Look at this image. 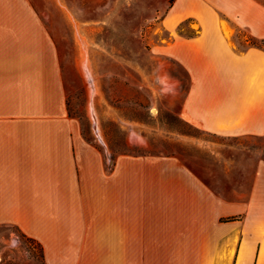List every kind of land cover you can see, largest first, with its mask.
Here are the masks:
<instances>
[{
    "label": "crops",
    "instance_id": "0c3cea01",
    "mask_svg": "<svg viewBox=\"0 0 264 264\" xmlns=\"http://www.w3.org/2000/svg\"><path fill=\"white\" fill-rule=\"evenodd\" d=\"M248 4L258 16L246 14ZM189 10L200 33L168 51L191 78L181 117L210 133L263 136L264 49H239L230 19L264 37V6L217 0ZM105 163L68 113L44 16L31 0H0V226L36 240L45 264H264L257 182L240 202L220 197L178 156L154 155L153 187L128 188Z\"/></svg>",
    "mask_w": 264,
    "mask_h": 264
},
{
    "label": "rangeland",
    "instance_id": "374dc122",
    "mask_svg": "<svg viewBox=\"0 0 264 264\" xmlns=\"http://www.w3.org/2000/svg\"><path fill=\"white\" fill-rule=\"evenodd\" d=\"M206 1L217 0L31 3L57 44L68 113L78 120L80 136L102 150L106 170L123 172L128 188L153 187L154 155L178 156L224 199L247 201L254 182L264 198V135L210 133L180 115L191 78L168 51L183 48L174 45L177 37L200 33V15H184ZM246 14L258 16V7ZM230 22L238 27L239 49L263 43L248 27ZM0 264H44L40 244L15 226H0Z\"/></svg>",
    "mask_w": 264,
    "mask_h": 264
},
{
    "label": "trees",
    "instance_id": "16d2710c",
    "mask_svg": "<svg viewBox=\"0 0 264 264\" xmlns=\"http://www.w3.org/2000/svg\"><path fill=\"white\" fill-rule=\"evenodd\" d=\"M185 21H188V19H186ZM261 41L263 42L262 44H259L257 42H254V41H250V45L251 46H256V47H260V48H263L264 49V37L261 38ZM24 236L28 237L26 234L23 233ZM30 239H33L31 237H29ZM40 248H41V253H42V257H43V250H42V246L40 245ZM45 264V263H44Z\"/></svg>",
    "mask_w": 264,
    "mask_h": 264
},
{
    "label": "bare ground",
    "instance_id": "6f19581e",
    "mask_svg": "<svg viewBox=\"0 0 264 264\" xmlns=\"http://www.w3.org/2000/svg\"><path fill=\"white\" fill-rule=\"evenodd\" d=\"M178 17H179V16H176V17L174 18V20H170L169 24L174 23V22L178 19ZM86 65H87V64L84 62L83 65H82V68H83V71L85 70L86 73H87V75L89 76V73H88V70H87L88 68H87ZM91 91L93 92V90H92V86H91ZM92 112L94 113L93 107H92Z\"/></svg>",
    "mask_w": 264,
    "mask_h": 264
}]
</instances>
